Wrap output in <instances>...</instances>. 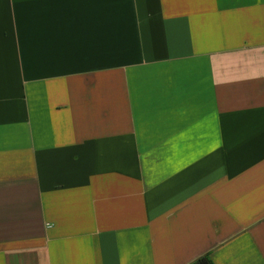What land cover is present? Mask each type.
Returning <instances> with one entry per match:
<instances>
[{
    "label": "crops",
    "instance_id": "1",
    "mask_svg": "<svg viewBox=\"0 0 264 264\" xmlns=\"http://www.w3.org/2000/svg\"><path fill=\"white\" fill-rule=\"evenodd\" d=\"M264 264V0H0V264Z\"/></svg>",
    "mask_w": 264,
    "mask_h": 264
},
{
    "label": "trees",
    "instance_id": "2",
    "mask_svg": "<svg viewBox=\"0 0 264 264\" xmlns=\"http://www.w3.org/2000/svg\"><path fill=\"white\" fill-rule=\"evenodd\" d=\"M193 264H215L209 255L203 256L196 260Z\"/></svg>",
    "mask_w": 264,
    "mask_h": 264
}]
</instances>
